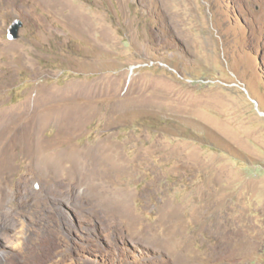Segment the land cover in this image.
<instances>
[{
	"label": "rangeland",
	"instance_id": "obj_1",
	"mask_svg": "<svg viewBox=\"0 0 264 264\" xmlns=\"http://www.w3.org/2000/svg\"><path fill=\"white\" fill-rule=\"evenodd\" d=\"M10 121L0 264H264V0H0Z\"/></svg>",
	"mask_w": 264,
	"mask_h": 264
},
{
	"label": "bare ground",
	"instance_id": "obj_2",
	"mask_svg": "<svg viewBox=\"0 0 264 264\" xmlns=\"http://www.w3.org/2000/svg\"><path fill=\"white\" fill-rule=\"evenodd\" d=\"M18 121V120H17ZM72 123H73V121H72ZM11 124H12V122L10 121L9 122V124H8V126L7 125H4V127H2L3 128V130L1 131L2 133H0L1 135H0V137L2 136L5 140H4V143H5V141H6V143H7V145H9V147L10 146H12V145H14V144H18V142L19 143H22L23 145H25L26 146V143H27V141H29V140H32V139H34V136H32V137H27L26 136V134H25V132H22V133H24L23 135H21L20 133L19 134H14V136H12L11 134H10V131L12 130L11 128H12V126H11ZM65 127L66 126H68L69 128H70V122H65ZM76 127V126H75ZM72 128V127H71ZM21 129V130H20ZM24 129L25 128H23V127H20L19 129L17 128V131H19V132H21L22 130L24 131ZM9 131V132H6V131ZM36 138V137H35ZM37 140H39V141H37ZM35 139H34V141L31 143V145L29 146V147H27L26 148V150H25V153L27 154V155H25V156H30L31 158H35L36 156H38L39 157V155L40 154H42V151L45 149L44 147H45V144L44 145H42V144H40L39 145V142H40V139H38V137H37V139H36V143L39 145L38 146V149H39V151L38 150H36L35 149ZM3 143V142H2ZM16 144V145H17ZM47 144V143H46ZM20 145V144H19ZM6 147V146H5ZM8 148V147H7ZM4 151V152H3ZM3 151H1L0 152V168L2 169V170H5V168L7 167V169L9 168L8 166H9V163L10 164H12L11 162H10V160L12 159L11 158V154H10V152L8 151V149H6V150H3ZM13 152V151H12ZM63 154H66L65 152L63 153ZM98 155V154H97ZM97 155H95V156H97ZM91 156H93V155H91ZM12 157H13V155H12ZM71 157V156H70ZM90 157V156H89ZM99 157V156H98ZM105 157V156H104ZM77 158V157H76ZM95 158V157H94ZM97 159V158H96ZM95 159V160H96ZM68 160H70V159H68ZM85 160V159H84ZM101 160V159H100ZM99 160V161H100ZM67 161V160H66ZM75 161H77V160H75ZM65 162V161H64ZM74 162V161H73ZM87 162H88V160H87ZM96 162V161H95ZM77 163V162H76ZM76 163H75V165H76ZM90 164V163H89ZM92 164V163H91ZM99 164V163H98ZM39 165V164H38ZM82 165V164H81ZM12 166V165H11ZM34 166V165H33ZM76 167H78V166H76ZM110 167V166H109ZM42 168V167H41ZM67 168V167H66ZM65 168V169H66ZM75 168V167H74ZM38 169V168H37ZM76 169V168H75ZM74 169V170H75ZM32 170V169H31ZM79 170V169H78ZM98 170H99V168H98ZM44 171V170H43ZM82 171V170H81ZM103 171V170H102ZM9 172V171H8ZM59 172V171H58ZM88 172H90V171H88ZM96 172V171H95ZM1 173H3V172H1ZM52 173V172H51ZM84 173V172H83ZM70 174H71V172H70ZM74 174H76L75 172H74ZM51 175V174H50ZM77 175V174H76ZM81 175H82V173H81ZM88 175H89V173H88ZM91 175H93V173H91ZM96 174H94V176H95ZM98 175V174H97ZM5 176V175H4ZM82 176H85V175H82ZM86 177V176H85ZM89 177V176H88ZM97 177V176H96ZM50 178H52V177H50ZM73 178V177H72ZM79 178H80V176H79ZM84 178V177H83ZM92 178V177H91ZM100 178V177H99ZM80 179H82V178H80ZM97 179V178H96ZM75 180V179H74ZM94 180V179H93ZM98 180V179H97ZM56 182V181H55ZM104 183V182H103ZM103 183H102V185H103ZM101 185V186H102ZM24 186H26V185H24ZM106 187V186H105ZM52 193V192H51ZM172 212V211H171ZM207 213V212H206ZM209 213V212H208ZM135 220V219H134ZM162 222V221H161ZM163 223V222H162ZM180 224V223H179ZM176 227V226H175ZM178 228V227H177ZM176 229V228H175ZM182 230H183V228H181ZM178 230V229H177ZM170 233V232H169ZM214 233H215V235L216 236H219L220 237V235H228V233L227 232H222V231H214ZM169 235V234H168ZM169 236H171V235H169ZM181 237V236H180ZM186 237V236H185ZM223 237V236H222ZM166 238H168V237H166ZM179 238V237H178ZM171 240V239H170ZM177 241V240H176ZM163 242V241H162ZM180 242V241H179ZM176 243V242H175ZM182 244V243H181ZM188 244V243H187ZM213 246V245H212ZM183 259V258H182ZM191 264V263H190ZM194 264V263H193Z\"/></svg>",
	"mask_w": 264,
	"mask_h": 264
},
{
	"label": "water",
	"instance_id": "obj_3",
	"mask_svg": "<svg viewBox=\"0 0 264 264\" xmlns=\"http://www.w3.org/2000/svg\"><path fill=\"white\" fill-rule=\"evenodd\" d=\"M23 26L22 20L16 18L8 29V38L11 40L17 39L20 37V29Z\"/></svg>",
	"mask_w": 264,
	"mask_h": 264
}]
</instances>
